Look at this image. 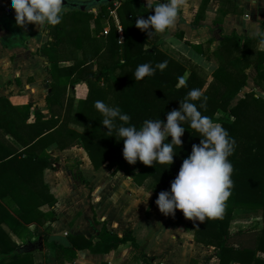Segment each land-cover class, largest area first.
Here are the masks:
<instances>
[{
  "label": "trees",
  "instance_id": "trees-1",
  "mask_svg": "<svg viewBox=\"0 0 264 264\" xmlns=\"http://www.w3.org/2000/svg\"><path fill=\"white\" fill-rule=\"evenodd\" d=\"M207 2L201 0L192 26H196ZM108 5L112 3L97 6L95 15L90 11L72 10L79 12L71 15L70 19L68 31L76 33L73 37L66 34L67 29L61 21L54 26H43L47 39L40 49L48 56L47 70L52 78L46 95L48 117L45 121H40L44 115L35 109L33 124H26L31 103L12 105L0 96V225L5 223L17 232L23 224L32 221L42 224L55 219L52 209L46 213L37 210L40 201L46 200L50 207L56 201L48 190L46 192L41 179L42 171L54 168L47 152L49 149H64L73 145L85 151L94 169L106 163L114 170H122L135 185L147 186L153 193L150 206L157 208L154 203L156 194L169 188V182L182 159L190 152L191 145L199 142L200 133L188 121L183 122L182 143L174 145L176 154L168 166L158 162L144 165L139 160L129 164L122 156V139H119L115 129L112 135L106 133V127L99 122L102 117L95 109L94 101L118 105L122 112L130 116L129 122L139 126L145 118L163 120L167 111L179 107V101L191 99L187 97L190 89L197 88L207 97L206 106L201 107L200 100L193 103L203 115L221 124L235 141L234 150L228 157L233 168L230 195L224 202L222 215L216 218L198 221L184 217L179 209L174 214H161L171 226H182L191 231L195 241L213 247L218 264H264V257L257 255L258 252L264 253V97L256 92L258 89L264 94V50L258 48L259 40L250 36L241 37L236 32L222 35L213 52H202L207 58L214 56L217 59L208 80L207 72L200 65L191 62L186 66L158 47L160 38L155 32L148 37L147 32L135 26L138 16L146 18L152 13L147 2L118 0L114 8L122 28L121 40L117 36L115 20L106 8ZM90 20L99 27L90 28ZM106 21L108 29L99 36L97 31L102 27L101 22ZM9 29L7 39L18 40V34ZM83 36L92 42L90 55H58L63 40L68 38L76 48H81ZM20 43L25 45L24 40ZM192 46L200 49V45ZM62 60L72 63L59 66L58 62ZM164 60L167 65L163 70L157 69L151 76L134 80L132 73L138 64L149 62L155 66ZM94 62L97 64L95 69ZM248 68L253 73L256 90L249 89L238 97L247 84ZM186 70L185 83L181 84ZM80 82L86 84L87 91L83 97L76 99L73 87ZM70 123L81 127V130L69 127ZM116 123L119 124V121ZM19 132L25 136L21 138ZM5 133L14 135L23 148L18 150L6 143L3 138ZM167 139L170 140V137ZM38 185L45 188L44 194ZM238 208L251 211L256 220L232 230L230 221ZM35 231L43 241L40 264H63L65 260L74 259L79 249L107 253L127 242L133 249L138 247L130 230L118 235L105 224L94 236L67 235L66 244L55 239L48 240V226ZM0 236L9 240L4 230H0ZM138 257L149 264L150 258L143 252H138ZM195 263V259H190L189 264ZM0 264H34L32 251H21L19 245L10 240L0 242Z\"/></svg>",
  "mask_w": 264,
  "mask_h": 264
},
{
  "label": "crops",
  "instance_id": "crops-1",
  "mask_svg": "<svg viewBox=\"0 0 264 264\" xmlns=\"http://www.w3.org/2000/svg\"><path fill=\"white\" fill-rule=\"evenodd\" d=\"M200 3L201 0H180L175 24L165 33H159L158 47L182 63L188 60L211 73L217 65V59L214 56L207 58L202 52H213L222 35L236 32L241 37L250 36L249 32L254 25L264 28V0H208L196 26H192L191 22ZM10 17H14V10L10 8L9 0H0V21ZM3 27L6 33L4 39L8 40V29L4 25ZM106 30L107 28H104V33ZM13 32L18 33L14 30ZM192 45H200V49ZM30 49L26 41L24 45L15 38L0 42V96L5 97L12 105L31 103L32 109L26 124H33L35 109L44 115L40 121L47 119L46 95L50 91L49 85L52 81L47 70V54L38 48L33 51ZM71 63L70 60L58 62L59 66ZM247 70L249 74L247 84L238 93V97L249 89L256 90L252 81L253 73L250 68ZM17 85L24 89L18 88ZM15 87L19 90L12 91ZM45 87L44 93L42 90ZM73 89L77 99L85 95L87 86L80 82L76 83ZM256 92L264 97V94ZM68 126L81 130V127L72 123ZM19 135L21 138L25 136L23 132H19ZM3 138L6 143L12 144L18 150L23 148V144L11 133H5ZM47 152L51 156L54 168H44L41 179L46 186V192L48 190L56 201L51 207L46 200L42 203L40 201L37 210L46 213L52 209L55 219L46 220L42 224H36L34 221L23 224L17 228V232L1 223L0 230L8 233L10 242L22 247L41 238L36 229L42 230L48 226L50 227L48 240L55 239L61 244H66L67 235L94 236L102 224H105L118 235L124 230H130L138 247L133 249L127 242L107 253H92L87 249H79L76 250L74 259L65 260L63 264H146L138 257V252H143L150 258L149 264H189L190 259H195V264H218L213 247L195 241L181 226H171L167 221L164 234L162 236L156 234L152 216L158 208L150 206L151 200L144 202L134 198L133 194L122 195L119 189L120 180L114 175H107L105 165L94 169L81 147L73 145L64 149H49ZM127 183L125 185L136 189V185L130 179ZM38 186L44 194L45 188ZM13 209L14 207L10 211ZM136 209H141L145 215L148 214L142 234L135 226L138 218L134 217ZM60 212L66 214L62 216ZM167 235L171 237L167 238ZM9 240L0 236L1 243H7ZM42 248L32 250L34 264L41 263ZM129 249L134 257L130 262H126ZM257 255L264 257L263 252H258Z\"/></svg>",
  "mask_w": 264,
  "mask_h": 264
},
{
  "label": "clouds",
  "instance_id": "clouds-1",
  "mask_svg": "<svg viewBox=\"0 0 264 264\" xmlns=\"http://www.w3.org/2000/svg\"><path fill=\"white\" fill-rule=\"evenodd\" d=\"M179 3L180 0H157L151 4L147 0V7L152 9V13L146 18L138 16L135 26L147 32L148 37L154 32L165 33L175 24ZM9 5L19 26L29 22L35 26H54L61 21L67 8L62 0H9ZM249 35L257 38L260 48L264 49V28L254 25ZM166 65V60L157 62L155 66L144 62L135 67L132 76L139 81L151 76L157 69L163 70ZM180 83H185L183 78ZM187 97L191 99L179 101V107L167 111L163 120L145 118L139 126L130 123V116L122 112L118 105L96 100L94 107L102 117L99 122L106 127V133L112 135L115 129L119 139H122V156L129 164L139 160L144 165L158 162L168 166L176 154L174 145L182 143L183 122L188 121L200 133L199 142L191 145L190 152L182 159L169 182V188L159 191L154 203L164 215L174 214L179 209L186 218L204 221L221 216L224 202L230 195L233 168L228 157L234 150L235 141L221 124L203 115L193 103L200 100V106H206L207 97L199 89H190ZM141 195L147 198L150 191Z\"/></svg>",
  "mask_w": 264,
  "mask_h": 264
},
{
  "label": "rangeland",
  "instance_id": "rangeland-1",
  "mask_svg": "<svg viewBox=\"0 0 264 264\" xmlns=\"http://www.w3.org/2000/svg\"><path fill=\"white\" fill-rule=\"evenodd\" d=\"M145 2H147V0H143ZM152 1H155V0H149V2H152ZM116 3L118 4V0H116ZM107 8V7H106ZM92 14H96L97 12V8L94 7L92 9L89 10ZM79 14V12L77 11H68L67 13L65 14H62V18H61V23L62 25L65 26V29H67V35H69L70 37H73L76 33L74 31H68V28L70 27V19H71V15H77ZM6 18V17H4ZM6 22V23H4ZM1 23V26L2 28L3 25L5 27H7L8 30H10L9 28L12 27V30L14 31H18V35L17 37L19 38L18 39V42H21V40L23 41H26L28 43V45L30 46V50H35L36 48L40 49L42 45L45 44L46 42V39H47V36L45 34V32L43 31V26H35L33 23L29 22L27 23L26 25L24 26H19L15 23V20H14V17H10V18H7L6 20H1L0 21ZM103 23V24H102ZM89 27L90 28H98L97 26H95L93 20H90L89 23H88ZM101 29H99L97 32H98V35L100 36V33L103 32L104 33V28H107L108 29V22H101ZM0 42L3 43L5 41H8V40H5L4 39V36H5V32L4 30L0 29ZM156 34L157 36L159 35V33H154ZM82 46L81 48H76L77 46H75V43L73 41H68V38L67 40H63L61 43H60V46H61V50L59 51L58 55L61 56V57H69V56H72V55H77V56H83V55H90L92 53V48H93V45H92V42L89 40L86 39L85 36L82 37ZM74 51V52H72ZM185 59V58H184ZM184 63H186L187 65H189V62L188 60H184ZM97 68V64L94 62V65H93V69ZM206 72H207V79L209 80L210 79V76H209V71L204 69ZM187 70L185 71L184 75H183V79L187 76ZM32 78V77H31ZM51 84V82H50ZM18 88H20V85H17ZM22 86V85H21ZM50 87V85H49ZM17 87L15 88H12V91H18ZM20 89H24V88H20ZM258 91V89H257ZM42 92H46V87L42 90ZM107 167L106 168V174L107 175H114L116 176V178L118 180H120V183H121V187L119 188L120 191H121V194L123 195L126 194V195H134L136 199H139L140 201H149V200H152L153 198V193L149 190V188L145 185H142V186H137L136 185V189H134L133 187H130L129 185H125V184H128V180L130 179L129 176L125 175L123 173L122 170H114L112 167H108L106 165V163L103 164V167L105 166ZM112 169V171H111ZM131 180V179H130ZM109 186V185H108ZM150 191V195L146 198L145 196H142L141 193H147ZM133 198V197H132ZM137 213H135L134 217L136 218V216L138 217L135 221V226H136V229L137 231L142 234L143 232V228L146 224V220H147V215H145L144 213H142V210L141 209H136ZM154 210V209H153ZM63 212H66V211H63ZM61 215H65L63 214L62 212H60ZM253 214L251 213V211H248V210H245V209H242V208H238L234 211V214H233V219L230 221V229L234 230L236 228H239V227H245L246 225H249L251 223H254L256 218L253 216ZM152 221L154 222L155 224V230H156V234L159 233L160 236H162V234H164L165 232V229H166V225H167V219L161 214V212L159 210H155V212L153 213V216H152ZM182 227V226H181ZM184 229V228H183ZM184 231L186 232H189L191 235V231H187L184 229ZM171 236H168L167 235V238H170ZM134 257V254H132V251L129 249V252L126 254V262H130Z\"/></svg>",
  "mask_w": 264,
  "mask_h": 264
},
{
  "label": "water",
  "instance_id": "water-1",
  "mask_svg": "<svg viewBox=\"0 0 264 264\" xmlns=\"http://www.w3.org/2000/svg\"><path fill=\"white\" fill-rule=\"evenodd\" d=\"M113 0H62V4L67 6V11L79 10V11H89L90 9L97 7L99 5L112 2ZM37 248H42V239L38 238L32 242H28L26 245L20 247L21 251H32Z\"/></svg>",
  "mask_w": 264,
  "mask_h": 264
},
{
  "label": "built area",
  "instance_id": "built-area-1",
  "mask_svg": "<svg viewBox=\"0 0 264 264\" xmlns=\"http://www.w3.org/2000/svg\"><path fill=\"white\" fill-rule=\"evenodd\" d=\"M111 3H112V5H108L107 6V10H108L109 15H111L114 18V20H115L117 36H118V39L121 40V38H122V28H121V26L118 23V20L116 18L115 8H114L115 6H117L116 0H113Z\"/></svg>",
  "mask_w": 264,
  "mask_h": 264
}]
</instances>
